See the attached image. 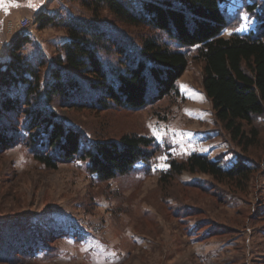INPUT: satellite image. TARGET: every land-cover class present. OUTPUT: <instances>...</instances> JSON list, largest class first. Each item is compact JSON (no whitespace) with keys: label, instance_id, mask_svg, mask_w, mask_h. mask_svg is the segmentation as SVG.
I'll use <instances>...</instances> for the list:
<instances>
[{"label":"rangeland","instance_id":"rangeland-1","mask_svg":"<svg viewBox=\"0 0 264 264\" xmlns=\"http://www.w3.org/2000/svg\"><path fill=\"white\" fill-rule=\"evenodd\" d=\"M252 5L254 12L248 10ZM226 8V37L256 31L264 16V0H228ZM61 9L68 16H92L81 0L48 1L47 12ZM26 16L31 20L26 30L6 27L11 45L0 46V62L11 59L15 38L27 34L30 41L17 54L34 67L45 59L44 77L64 58L68 36L63 27L39 29L34 13ZM19 17L9 22L17 24ZM101 20L115 25L137 47L157 34L171 49L185 51L189 64L177 82L179 94L141 109L103 110L94 101L101 92L89 87L92 77L70 70L82 83L83 99L58 98L41 106L56 113L88 146L124 136L153 138V157L147 164L137 163L129 175L107 182L80 159L49 169L36 159V146L31 147L29 132L23 130L24 106L21 113H1L2 126L17 133H9L13 145L0 147V238H6L0 242V264H264V115L243 123L248 139L251 129L258 131L253 143L239 142L218 120L204 91V62L195 57L196 48L180 47L147 27L126 26L107 10ZM99 55L107 67L121 68L114 52ZM193 154L222 160L226 169L243 160L253 173L240 184L203 173L169 175L173 160L185 162ZM12 220L39 227L37 251L28 257L6 252L10 238L3 226Z\"/></svg>","mask_w":264,"mask_h":264},{"label":"trees","instance_id":"trees-1","mask_svg":"<svg viewBox=\"0 0 264 264\" xmlns=\"http://www.w3.org/2000/svg\"><path fill=\"white\" fill-rule=\"evenodd\" d=\"M227 1L81 0L82 6L92 13L90 18L65 15L63 8L54 13H39L35 20L39 29L48 26L65 29L68 41L63 45L64 58L43 77L45 59L34 67L17 54L30 41L27 34L20 33L11 48V59L0 62V114L21 113L24 106L27 114L23 130L29 132L31 147L36 146V159L49 169L80 159L88 161L90 173L107 182L129 175L139 162L149 163L153 157L150 149L156 145L153 138L124 136L119 141H95L88 146L78 132L57 119L56 113L41 106L42 102L50 104L58 98L83 99L82 83L70 70L92 77L89 87L101 92L94 101L103 110L113 106L141 109L165 96L179 94L177 82L187 70L188 54L171 49L157 34L143 38L141 47L128 43L115 25L101 20L102 11L107 10L126 26L147 27L166 35L180 47L196 48L195 57L204 62L203 88L216 117L234 139L250 145L259 134L253 128L248 139L243 123L251 124L254 117L264 115V16L256 31L226 37ZM255 9L253 5L248 8L251 12ZM101 52L118 55L121 68L107 67L99 55ZM12 132L16 131L0 123V147L8 148L15 143L9 136ZM222 163L193 154L185 162L173 160L169 175L203 173L219 181L240 184L249 181L253 173V168L243 160L227 169ZM11 222L3 226L11 239H7L10 244L6 252L14 251L17 258L28 257L41 239L39 227L29 222L19 226L20 220ZM5 239L0 238V242ZM5 258L1 260L9 261Z\"/></svg>","mask_w":264,"mask_h":264},{"label":"crops","instance_id":"crops-1","mask_svg":"<svg viewBox=\"0 0 264 264\" xmlns=\"http://www.w3.org/2000/svg\"><path fill=\"white\" fill-rule=\"evenodd\" d=\"M48 1L49 0H3V3L0 4V46L11 45L6 36V27L10 20L16 19L19 16V18H21L23 14L27 12L34 13L36 16L39 13L47 12ZM57 11L58 10H55L54 12Z\"/></svg>","mask_w":264,"mask_h":264},{"label":"built area","instance_id":"built-area-1","mask_svg":"<svg viewBox=\"0 0 264 264\" xmlns=\"http://www.w3.org/2000/svg\"><path fill=\"white\" fill-rule=\"evenodd\" d=\"M31 25V20L27 17H23L19 20V22L17 24H12L10 22H8L7 25V30L9 28V30H13V29H18L19 32L26 30L28 27H30Z\"/></svg>","mask_w":264,"mask_h":264},{"label":"snow or ice","instance_id":"snow-or-ice-1","mask_svg":"<svg viewBox=\"0 0 264 264\" xmlns=\"http://www.w3.org/2000/svg\"><path fill=\"white\" fill-rule=\"evenodd\" d=\"M3 3V0H0V4H2Z\"/></svg>","mask_w":264,"mask_h":264}]
</instances>
